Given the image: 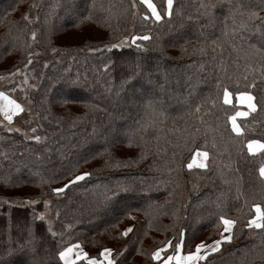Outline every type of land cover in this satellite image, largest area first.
<instances>
[{"label":"trees","instance_id":"trees-1","mask_svg":"<svg viewBox=\"0 0 264 264\" xmlns=\"http://www.w3.org/2000/svg\"><path fill=\"white\" fill-rule=\"evenodd\" d=\"M5 1L0 72H17L5 86L32 112L12 128L19 131L0 125V198L35 191L25 208L0 202V264H62L58 252L73 244L90 257L112 247L115 264H158L173 248L159 261L151 253L175 244L182 229L189 238L182 253L218 237L220 215L237 221L232 240L201 264H264V230L246 227L255 206L264 211V151L250 155L246 147L249 139L264 142V0H173L171 16L159 22L143 20L151 14L139 0L135 16L133 0ZM21 3L25 12L15 10ZM159 4L164 9L165 0ZM31 5L36 56L27 50L28 30L25 37L2 30L18 20L28 29ZM94 34L102 39L88 38ZM141 34L150 36L136 42L143 49H110ZM75 37L81 42L67 43ZM224 87L259 102L237 120L240 137L231 132L237 108L222 103ZM197 148L209 152L208 167L189 170ZM20 170L31 175L18 179ZM80 173L90 175L51 191ZM44 187L49 202L39 200ZM46 210L53 223L38 219Z\"/></svg>","mask_w":264,"mask_h":264},{"label":"snow or ice","instance_id":"snow-or-ice-1","mask_svg":"<svg viewBox=\"0 0 264 264\" xmlns=\"http://www.w3.org/2000/svg\"><path fill=\"white\" fill-rule=\"evenodd\" d=\"M166 3V10L164 12L165 15L171 16L172 14V8H173V0H165ZM140 5H144L147 9V11L151 14V16L147 14H143L142 18L145 21H148L149 19L153 20L154 22H159L162 19L161 12L158 11L157 6L153 3V0H139ZM208 7H211V5H208ZM131 8L134 10L132 12V15H137V9L138 5L136 0H133L131 4ZM256 14L250 13V18L254 17ZM27 19V16L24 17ZM89 17H85L87 19ZM247 27L246 24L243 22L241 23V28ZM33 38H35V33L32 34ZM131 40L133 45H136L137 48H140L141 45L137 44L136 42L139 41H148L150 39V36L148 34H141V35H132L130 37H125L124 40L120 44H112L110 46V49L119 48L122 47L124 44L128 42V40ZM31 55V54H29ZM31 59L28 60V64H31ZM27 66V65H26ZM108 66L105 65V68ZM18 71V70H17ZM252 84L247 85L248 88L252 87ZM231 96L232 92L229 91L227 87H224L223 89V102L224 104H230L231 103ZM236 102L238 104L246 105L247 111H240L236 110L234 115L228 116V121L231 124V132L236 135V137H240L242 135L243 129L240 126V124L237 123L238 117H248L249 113H255L257 112V104L258 101L254 103V100L256 99L250 92L247 90L239 91L238 94L235 97ZM0 101H3V104H0V114L4 116V119L8 121L9 124L12 123L13 116L18 115L19 113L24 111V108L20 103H17L16 100L11 99L9 96H7L4 92L0 91ZM197 111H199V106H197ZM19 131V129H12L8 128V131ZM33 132L36 131V129H32ZM31 139L39 142L41 137L40 136H32ZM212 147H215V144L213 143ZM247 150L250 155H255L257 152L264 151V142H261L260 140L256 139H249L247 142ZM209 152L206 150H200V148H197L192 154L191 159L187 162L185 167L189 170L193 168H199V169H207L208 164L206 163L209 160ZM259 176L262 181H264V164H261L259 169ZM90 173H82L80 175H75L72 179L68 181L67 184H65L61 188L53 189V192L55 193H61L66 188L69 187L71 184H75L79 181H82L85 179V177L89 176ZM255 216L252 217L247 221L246 227L249 229H258V230H264V211L261 210V208L257 205L254 207ZM38 219H43V216L41 215L38 217ZM236 220L231 218H225V216L220 215L219 217V224L223 226V231L219 233L220 238L217 240H214L212 243H207L206 241H201L200 243H197L195 245L194 251H189L187 254H182V249L187 246L189 243V238L186 236L185 231L182 229L177 237V242L173 244L171 241H169L167 244L164 245L163 248H157L155 251L151 253V259L153 261H159L161 259V253H166L168 247L173 248V255H168L166 259L163 260V264H172L174 261L175 264H200V262H207L208 258L213 254L220 250L221 244L224 242H231L232 240V232H233V226L236 224ZM133 229L127 228L125 229L121 235L127 236ZM51 231V229H49ZM227 233L228 235H225ZM52 235L54 236L55 233L53 232ZM74 249H76L74 253ZM73 254L75 255V259H73ZM58 256L60 261H62V264H76V261L78 260H85L86 264H115V261L111 258L112 257V249L104 247L102 250L98 253L97 257H89L86 252L83 251V249L80 247L79 244H76L74 246H69L64 248L62 251L58 252Z\"/></svg>","mask_w":264,"mask_h":264},{"label":"rangeland","instance_id":"rangeland-1","mask_svg":"<svg viewBox=\"0 0 264 264\" xmlns=\"http://www.w3.org/2000/svg\"><path fill=\"white\" fill-rule=\"evenodd\" d=\"M160 1L161 0L156 1L155 2V5L157 6L158 11L161 12V16H162V15H165L164 12H165L167 6H166V3H165L164 9L159 10L158 5H160L159 4ZM5 2L8 3V0L5 1ZM23 5H24L23 3L19 4L15 8V10H19ZM30 9L32 11H30ZM30 9L26 13V16H27V19L26 20H27L28 26H29L28 29H22V28L20 29V28H17L18 24L20 23V21L18 20V21L10 22V23H7L6 22L5 23V26H3L2 30H4L3 33H5V34L6 33L10 34L12 31H15V32H18L19 34H22L23 37H25L24 35H26L23 31H26L27 32V30H28V41H27V48L28 49L27 50L29 51V54H32V55L36 56L37 52H36L35 39H32L33 35L31 36V33L32 32L36 33V31L34 30V16L32 15L33 10L35 11V6H34V9H33V5H31ZM20 10L23 11V12H25L26 11V8H21ZM65 14H67V13H65ZM166 16H168V15H166ZM29 17H30V19H28ZM67 18H68L67 15H65V16L62 17L63 20L64 19L66 20ZM216 21H217V19H216ZM23 24H26V23H23ZM126 37H129V36H126ZM88 38L89 39H94V40L102 39L101 35H99V34L89 35ZM66 41H67L68 44L73 45V44L80 43L81 42V38L80 37H77V38L76 37L75 38H68ZM257 41L260 42L259 39ZM131 44H132V42L129 39L128 42L126 44H124L123 46H125V45H131ZM145 45L146 44L143 42L140 49H143L145 47ZM16 74H17V72L8 73L7 70L0 72V91L4 92L7 96H9L11 99H14V100L17 99L16 98L17 94H16L15 90L14 91L9 90V88H7L5 86V84H6V82H8L10 80L11 81H15V79L17 77ZM20 83H22V82H20ZM25 84H27L29 86L30 85V81L29 80H26L25 81ZM22 88L25 91V94L29 92L28 91L29 90V87H24L22 85ZM148 88L149 87L144 88V91L145 90H148ZM65 90H66V87L64 88V92L61 94L62 96H64ZM25 94H24V96H25ZM235 97L232 96V100H231V103L230 104H224L223 101H222V103L224 105H227V106H234L235 109L236 108L238 109V106L236 105V99H235ZM222 100H223V96H222ZM0 104H3V101H0ZM23 108H24V111L23 112L19 113L18 115L13 116V120H12V123L11 124H9L8 121L4 119V116L2 114H0V125L1 126H7L8 128H13V127L21 126L23 124V122L27 119V117H29L30 113L32 112V108L30 107L29 104L23 103ZM234 113H235V110L232 113V115H234ZM127 124H129V122H127ZM118 128H120V127L118 126ZM22 132H23L24 136L27 139H31V137H32L31 131H26V132L25 131H22ZM114 132H115V129H114L113 133ZM80 174H82V173H80ZM80 174H78V175H80ZM28 175H31L30 170H25V172H22L20 170L18 173H16V177L18 179H21V180L24 179ZM44 188H45V190L43 192H41V195H40V199L39 200L41 202H44V201H46V202L48 201L49 202V199L50 198H47L46 197V195H47V188L46 187H44ZM34 191H35L34 189H28V188L20 189L15 194H11V196L9 195V197L0 198V202L8 201L12 205H16L18 207L25 208L26 206H28L30 204H33L34 200H32V201L30 200L29 201V199H26L24 197H26L27 195H30V193H34ZM51 191H53V190H51ZM4 198H6V199H4ZM7 198H9V199H7ZM41 215L43 216V219H45V220L48 221V222L46 221L47 223H49V222L53 223L52 220H51V218H50V211L49 210L43 211V213H41ZM130 225H132V224H130Z\"/></svg>","mask_w":264,"mask_h":264},{"label":"crops","instance_id":"crops-1","mask_svg":"<svg viewBox=\"0 0 264 264\" xmlns=\"http://www.w3.org/2000/svg\"><path fill=\"white\" fill-rule=\"evenodd\" d=\"M231 100H232V96H231ZM236 105L238 106V109L237 110H240V111H247L248 109H247V107H246V105H243V104H238L237 102H236ZM241 117H238L237 118V120L238 119H240ZM244 118V117H243ZM259 152H257L256 154H258ZM255 216V215H254ZM127 228H132V225H127L125 228H124V230L125 229H127ZM223 231V226H222V228H221V232ZM225 235H228L227 233H225ZM220 238V236H218V237H216V238H209L208 240H203V241H206L207 243H212L214 240H217V239H219ZM198 243H200V242H198ZM224 243H226V242H224ZM223 244V243H222ZM222 244H221V246H222ZM74 245H76V244H73V245H71V246H74ZM80 245V247L83 249V251L84 252H86L87 254H88V256L90 257V255H89V250L85 247V246H82L81 244H79ZM107 248H110V249H112V259L115 261L116 260V257H117V255L115 254L114 255V251H113V248L112 247H107ZM221 248V247H220ZM194 249H195V246H194V248L192 249V250H190V251H194ZM75 251H76V249H74V253H75ZM217 253V252H216ZM182 254H187V252L186 253H182ZM214 254V253H213ZM97 258H98V256H97ZM167 257H165L164 259H166ZM73 259H75V255L73 254ZM164 259H162L158 264H163V260ZM81 261H84V262H86L85 260H83V259H81V260H78V261H76V263H78V262H81ZM62 262V261H61ZM203 262V261H202ZM202 262H200V264L202 263ZM172 264H175V262L173 261L172 262Z\"/></svg>","mask_w":264,"mask_h":264}]
</instances>
